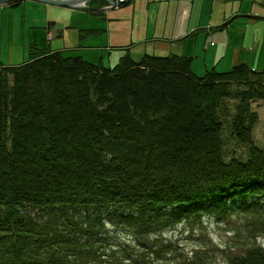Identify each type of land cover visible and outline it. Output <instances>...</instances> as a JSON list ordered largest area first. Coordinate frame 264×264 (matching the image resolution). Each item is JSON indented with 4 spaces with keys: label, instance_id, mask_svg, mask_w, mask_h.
I'll list each match as a JSON object with an SVG mask.
<instances>
[{
    "label": "trees",
    "instance_id": "trees-1",
    "mask_svg": "<svg viewBox=\"0 0 264 264\" xmlns=\"http://www.w3.org/2000/svg\"><path fill=\"white\" fill-rule=\"evenodd\" d=\"M120 50L111 68L34 45L0 63V264H202L165 233L235 214L264 233V70ZM242 251L224 264H264Z\"/></svg>",
    "mask_w": 264,
    "mask_h": 264
},
{
    "label": "rangeland",
    "instance_id": "rangeland-1",
    "mask_svg": "<svg viewBox=\"0 0 264 264\" xmlns=\"http://www.w3.org/2000/svg\"><path fill=\"white\" fill-rule=\"evenodd\" d=\"M247 1L250 5L249 8L260 7L264 9L263 6H254L250 0ZM254 1L258 2L257 0ZM104 14L106 17H92L88 13L79 14L72 11H69L67 15L53 13L52 16L58 19L56 27L63 31L59 29L57 31H45L37 28L36 30L21 32L0 27V63L6 66H16L25 62L29 58L27 54L28 47L34 45L39 49L48 48L52 51L78 53L77 55L85 58L91 64L101 63L103 66L111 68L124 54L120 47L137 46L140 44L138 42L145 40L146 31L143 26L140 27L137 24L138 17L133 4L106 11ZM53 21L55 22L54 19L51 22ZM65 22L70 26H74L75 29L66 30L67 25H65ZM91 28L98 30L100 34L86 35L82 39L80 36H84L83 31ZM214 32L217 31H198L193 34V38L190 40L192 48H196V56H198L191 63L192 69L195 70L192 71L197 76L203 75L205 68H211V66L204 67L205 64H208V61H204L205 55L202 54L204 53L202 46L214 48L217 45L215 40L208 39L206 41L207 35ZM229 33L231 32L223 29L215 35H222L225 38ZM61 34H63V37H61ZM257 34L258 31H237L232 34V41L234 46L242 51L243 60L245 61L242 63L254 70L263 71L264 31H259L260 45L256 50ZM183 41L185 42L186 39L180 38L177 40L180 43ZM186 42L188 48L189 41ZM169 48L168 52L173 54L171 46ZM160 51L155 49L151 52V55L167 56L159 53ZM143 52V46L134 49L133 54H131L132 60H140L142 54H145ZM175 52H177L175 54L181 55L182 51L175 48ZM226 63V60L222 61L219 67H215L216 70L218 72L230 70L232 67H223ZM252 108L258 117V122L253 130L254 141L257 145L264 147V101H256L253 103ZM201 221L199 223L198 221H187L184 225L165 233L167 238H172L175 240L174 243L179 244L176 247L177 251H172V255L178 256L181 254L182 259L185 258V255L187 257L195 255L197 261L202 264L215 262L216 264H224L228 253L229 255H241L242 249L251 247L255 243L264 245V233L256 241L251 238L248 231L243 232V224L248 220L241 214H235L222 223H218L215 217H203Z\"/></svg>",
    "mask_w": 264,
    "mask_h": 264
},
{
    "label": "crops",
    "instance_id": "crops-1",
    "mask_svg": "<svg viewBox=\"0 0 264 264\" xmlns=\"http://www.w3.org/2000/svg\"><path fill=\"white\" fill-rule=\"evenodd\" d=\"M250 1L254 6L264 7V0H261V2L259 0H257L258 2ZM130 4L134 5V11L138 17L137 24L140 27L143 26L146 31L145 40L138 42L140 44L137 46H123L129 47L130 55L133 54L134 49L142 46L143 53L151 55L153 50L159 49L161 50L159 53L169 55L171 54V52H168L170 50L169 46H171L173 54L177 53L175 48L181 49V55L191 57L193 61L198 56H196V48H192L190 43L193 37L186 38L189 33L217 31L209 33L210 35L206 37V41L208 39L215 40L217 45L214 48L202 46L204 53H201L205 55L204 61H208V64H205L204 67H219L222 61L226 60L227 63L223 67L231 68L236 64L245 62L242 51L234 46L232 34L237 31H258L255 44L257 50L260 45L259 31H264V9L260 7H255L257 10L249 8L250 5L247 0H132ZM90 6L96 9L100 7V3L95 2ZM69 11L79 14L88 13L34 2H23L16 7H0V27L21 32L36 30L37 28L45 31H57L59 29L56 27L58 19H55L52 14L57 12L67 15ZM102 16L106 17L104 12ZM248 16L255 18H248ZM53 19L55 22H51ZM226 22H228L227 25L222 29H218ZM65 23L67 25L66 30L75 29L74 26ZM223 29L231 33L226 35L225 38L222 35H215ZM90 30L98 31L92 28ZM61 37H63V34H61ZM180 38L189 41L188 48L186 41L177 42ZM139 56L141 57V55ZM205 70L208 69L205 68Z\"/></svg>",
    "mask_w": 264,
    "mask_h": 264
},
{
    "label": "water",
    "instance_id": "water-1",
    "mask_svg": "<svg viewBox=\"0 0 264 264\" xmlns=\"http://www.w3.org/2000/svg\"><path fill=\"white\" fill-rule=\"evenodd\" d=\"M34 2L43 5H49L58 8H67L71 10L95 12H105L116 8H123L129 5L132 0H0V7L12 6L16 7L23 2ZM100 3V7L96 9L90 4Z\"/></svg>",
    "mask_w": 264,
    "mask_h": 264
}]
</instances>
